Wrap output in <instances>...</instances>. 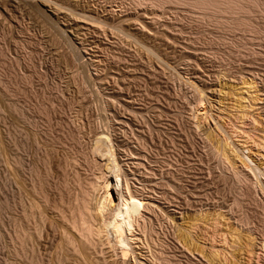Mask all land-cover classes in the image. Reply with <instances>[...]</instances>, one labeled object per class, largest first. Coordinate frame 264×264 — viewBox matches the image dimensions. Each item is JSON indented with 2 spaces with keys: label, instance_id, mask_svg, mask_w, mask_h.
<instances>
[{
  "label": "rangeland",
  "instance_id": "obj_1",
  "mask_svg": "<svg viewBox=\"0 0 264 264\" xmlns=\"http://www.w3.org/2000/svg\"><path fill=\"white\" fill-rule=\"evenodd\" d=\"M173 1L156 10L136 0H0V264L124 263L103 228L94 249L69 246L81 192L96 182L94 205L104 178L115 183L94 152L100 136L120 167L115 203L127 183L149 205L127 264H264V0H241L249 13L237 14ZM221 140L251 152L243 171L235 162L241 176ZM39 182L43 221H26ZM17 236L31 237L20 247ZM211 244L225 263L209 256Z\"/></svg>",
  "mask_w": 264,
  "mask_h": 264
},
{
  "label": "bare ground",
  "instance_id": "obj_2",
  "mask_svg": "<svg viewBox=\"0 0 264 264\" xmlns=\"http://www.w3.org/2000/svg\"><path fill=\"white\" fill-rule=\"evenodd\" d=\"M136 1H138L139 2V5L141 4V3H145V4H147V5H149V6H151V7H153V8H156V10L157 9H160V7H162L163 5H167V4H169V3H171L173 0H136ZM187 1V0H186ZM137 2V3H138ZM174 2V1H173ZM179 2V1H178ZM178 2H176L177 4H178ZM188 2H192V6L193 7H195V8H197V9H200V10H204L205 12H207V11H210L211 12V14H212V12H218V14H220L222 11H230V12H232V11H236L235 13L237 14V12L238 13H240L241 11H244L245 10V8L247 9L248 7H246L247 5H245L243 2H245V1H241V0H189ZM180 3H182L181 1H180ZM246 3H248V2H246ZM258 3V2H257ZM183 4V3H182ZM191 4V3H190ZM142 5V4H141ZM245 6V7H244ZM257 6H259L258 4H257ZM256 6V7H257ZM261 6H262V4H261ZM192 7V8H193ZM194 9V8H193ZM252 9V8H251ZM200 10H198V11H200ZM250 10V9H249ZM246 11V10H245ZM244 11V13H246ZM201 12H203V11H201ZM220 12V13H219ZM233 12V13H234ZM222 13H224V12H222ZM228 13V12H227ZM234 13V15H236ZM247 13H249V12H247ZM93 14H94V12H93ZM87 15V16H85V13H84V15H83V17H88V19H92V20H98L99 19V15L97 14V13H95V15ZM208 14V13H207ZM217 14V13H216ZM247 19H244V20H242V21H240L239 19H238V23H234L235 25V27L238 29V27L240 26H245L246 28L248 27V29H250L249 27H251V25L252 24H249V22H247L246 21ZM218 23V22H217ZM216 23V24H217ZM221 23V22H220ZM233 23V22H232ZM224 24V23H223ZM229 24V23H228ZM220 25V24H219ZM218 25V26H219ZM227 25V24H226ZM222 26V25H221ZM231 26V25H230ZM223 27V26H222ZM224 27H225V25H224ZM246 28H244L243 27V29H246ZM232 29V28H231ZM230 29V30H231ZM248 29H246V30H248ZM252 29V28H251ZM253 29H255V28H253ZM225 30H227V29H225ZM121 32H122V30H120ZM125 31V30H124ZM228 31V30H227ZM253 32H254V30H253ZM126 34V33H125ZM133 37V36H132ZM137 38V37H136ZM138 41V40H137ZM157 55V54H156ZM192 83V85H193V83L194 82H191ZM195 85H197L196 83H194ZM195 85H193V86H195ZM198 86V85H197ZM196 86V87H197ZM244 86H246L245 88H247V92L248 93H250V95L251 96H255V93H256V91H253L252 89H254V83L252 82V81H249V82H244ZM212 94V93H211ZM239 95L237 96V98H238V101H237V103H239L238 105H241L242 106V108L244 109H246L247 110V112H248V110L250 109L251 111H252V106H251V108H250V103H251V101L248 99V100H246L244 97H243V93L241 94V93H238ZM221 95V94H220ZM213 96V95H212ZM215 96V95H214ZM220 97V96H219ZM218 97V98H219ZM222 97V96H221ZM220 97V98H221ZM213 98V97H212ZM214 98H216V97H214ZM219 98V99H220ZM225 98V97H224ZM219 99L218 100H216L217 102L219 101ZM236 99V98H235ZM234 99V100H235ZM254 99V98H253ZM253 99H251V100H253ZM214 100V99H213ZM233 100V99H232ZM255 100V99H254ZM256 101V100H255ZM219 103H220V101H219ZM218 105V104H217ZM236 105V104H235ZM235 107V106H234ZM221 109V108H220ZM237 109H241V108H238L237 107ZM242 110V109H241ZM240 110V111H241ZM249 110V111H250ZM243 111H245V110H243ZM242 111V112H243ZM245 113V112H244ZM264 133V132H263ZM261 139V141L262 142H260L259 144L257 143V146H256V144H255V146H256V148H258V151H257V156H259V157H261V158H264V140H262V139H264V136H263V138H260ZM223 141L221 140V149H222V155H223V157L222 158H224V161L225 160H227V161H230V162H232L233 163V165H234V167H236V166H238V164L236 165L235 164V162H240V165L238 166V168L240 167V169L242 168V171L244 170V167H248L247 166V162L245 161L246 159H248V162H251L250 161V156H249V154L251 153H247L248 155H245V154H243L242 152H237L236 150H234V149H231L229 146L227 147V145L224 143H222ZM21 145H23L24 144V142H21L20 143ZM96 146H95V151L94 152H97V154H99V157L101 156L102 158H104L105 160H106V169L108 170V173H110V176H111V174L112 175H114V178H115V183H114V185H113V182H111V180L109 179V178H104V181H103V183L101 184L102 185V187H101V190H102V193H101V195H100V198L97 200V202H96V204H94V205H92V200H91V198H90V194H91V192H93L92 190H94V185H95V183L96 182H91L90 183V185H88L89 187H87V188H85L84 190H83V192H81L82 193V195H81V199H79L80 201H79V208H78V215L76 216L77 218L75 219H73L74 221H72L70 224H71V226H72V230L74 229L75 230V232H76V234H77V236L75 237V238H71V240L69 239V246H71V245H73L72 247H76V246H78V247H76V248H79V244H81V248L80 249H83V251L84 250H88V249H94L95 247H96V244H98L97 242H98V240L100 239V238H102L101 236H100V238H99V235H101V233L103 234V232L102 231H107V234L110 236V238H111V236L113 235L115 238H116V241H117V244H119L118 246H120V251H121V256H122V261H124V263H122V264H127V260H129V254H130V251H132L131 249V247H132V242L134 241V231H135V229H136V224H137V218H140V216L144 213L143 211H146V209H147V207L149 206L148 205V202L146 203L145 201H144V199L142 198V197H140L139 195H137V194H135V193H133L131 190H130V188H129V186H128V184L126 183V186H125V188H123L122 187V189H120V191H118L117 189H115V193L116 194H120V196H121V200H120V202L119 203H115V197H114V194H113V187H121L122 186V180L120 179V175H119V172H120V167L118 166V164L116 163V159H115V153H114V150L112 149V144H111V139L109 138V137H107V136H100V137H98L97 138V142H96V144H95ZM19 164L20 165H22V161H20L19 162ZM242 165L244 166V167H242ZM258 168V167H257ZM237 167L235 168V170H234V173L236 174V176L238 177L239 175L241 176V173H242V171H241V173H240V170L239 169H237ZM250 170H254V168L253 169H251L250 168ZM257 170V172L258 171H260L261 169H256V167H255V171ZM253 172V171H252ZM46 173L48 174V170L46 169ZM234 174V175H235ZM259 174H263V176H264V173H262V171L259 173ZM247 175V174H246ZM236 177V178H237ZM244 177V175H242V177L241 178H243ZM245 178V177H244ZM243 178V179H244ZM240 181L242 182V180L240 179ZM245 181V180H244ZM36 184H38V185H36L35 187H37V195L39 196V201H37L35 204L33 203L32 204V206H30V208L29 209H27V210H25V211H23V216H24V219L27 221V220H29V219H31L33 216L35 217L36 215H38L39 214V217L41 218L42 217V212H44V210L43 209H41V208H43V207H45V205H44V203L46 204V202H47V200H46V197H44L43 196V193L40 191V189H39V186L41 185V183L39 182V183H36ZM39 190V191H38ZM263 192H264V189H263ZM249 194V193H248ZM37 200V199H36ZM46 201V202H45ZM43 204V205H42ZM41 206H43V207H41ZM48 206V205H47ZM40 209H41V211H40ZM24 210V209H23ZM40 211V213H38ZM201 211V210H200ZM42 214V215H41ZM205 214H207V213H205ZM217 215V214H216ZM219 215V214H218ZM143 216V215H142ZM223 216V215H222ZM222 216H220V217H222ZM33 217V218H34ZM38 217V216H37ZM177 217V216H176ZM184 217V216H183ZM198 217V216H197ZM206 216L204 215V218H205ZM226 217V216H225ZM43 218V217H42ZM41 218V220L43 221V219ZM186 218V217H185ZM190 218V217H189ZM194 218V217H193ZM203 218V219H204ZM219 217H217V219H218ZM227 218V217H226ZM35 219H36V217H35ZM180 219H182V216H181V218ZM202 219V218H201ZM210 219V218H209ZM222 219V218H221ZM34 220V219H33ZM39 220L40 219H38V222H39ZM41 220H40V224H41ZM178 220V219H177ZM191 220H192V218H191ZM196 220V219H195ZM216 220V219H215ZM30 221V220H29ZM174 221V220H173ZM179 221V220H178ZM199 222H200V220H198ZM198 221H196L197 223H198ZM204 221V220H203ZM206 221V220H205ZM218 221V220H217ZM221 221V220H220ZM226 221V220H225ZM70 222V221H69ZM183 222V221H182ZM176 223V222H175ZM190 223V222H189ZM194 223V222H193ZM212 223H213V221H212ZM215 223H217V226L219 227L220 225H218V222H215ZM221 223H223V220H222V222ZM179 224L180 223H178V226H179ZM207 224V223H206ZM220 224V223H219ZM228 224V223H227ZM205 225V224H204ZM212 225H214V224H212ZM216 225V224H215ZM222 225V224H221ZM233 225V224H232ZM70 226V227H71ZM138 226V225H137ZM180 226H181V224H180ZM180 226H179V228H180ZM187 226V225H186ZM190 227L192 226V225H189ZM195 226V225H194ZM193 226V227H194ZM208 226H210V225H208ZM207 226V227H208ZM226 226V225H225ZM230 227H231V225H229ZM177 227V226H176ZM189 227V228H190ZM192 227V228H193ZM202 227V226H201ZM218 227H216V228H218ZM220 227H222V226H220ZM104 230H103V229ZM199 228V227H198ZM213 229H214V227H212ZM215 228V229H216ZM214 229V230H215ZM226 229V228H225ZM228 229V228H227ZM230 229V228H229ZM188 230V229H187ZM186 230V231H187ZM192 230V229H191ZM207 230V229H206ZM205 230V231H206ZM209 230V229H208ZM223 230V229H222ZM234 230V229H233ZM30 231V230H29ZM185 231V232H186ZM200 231V230H199ZM202 231V230H201ZM200 231V232H201ZM216 231V230H215ZM219 231V230H218ZM225 231V230H224ZM229 231H231V229L229 230ZM235 231H237V230H235ZM235 231H233V233H235ZM23 232V231H22ZM26 232V231H25ZM24 232V233H25ZM101 232V233H100ZM178 232V231H177ZM188 232H189V230H188ZM192 232V231H191ZM191 232H189L190 234H192ZM227 232V231H226ZM29 233V232H28ZM35 233H36V231H35ZM183 233V232H182ZM187 233V232H186ZM188 233V234H189ZM208 233V232H207ZM216 233H218V232H216ZM232 233V234H233ZM237 233H241V232H237ZM23 234V233H22ZM26 234V233H25ZM106 234V233H105ZM181 234V233H180ZM189 234V235H190ZM21 235V234H20ZM19 235V236H20ZM107 235V236H108ZM196 235V234H195ZM201 235V234H200ZM218 235V234H217ZM226 235V234H225ZM234 235V234H233ZM238 235V237L241 235V234H237ZM22 236H24V234L22 235ZM21 236V237H22ZM33 236V235H32ZM182 236V235H181ZM188 236V235H187ZM186 234H185V239H186ZM191 236H194V235H191ZM209 236V235H208ZM214 236L216 237V235L214 234ZM220 236V235H219ZM218 236V237H219ZM223 236V235H222ZM227 236V235H226ZM234 236H236V235H234ZM233 236V237H234ZM242 236L243 235H241L240 237L242 238ZM21 237H18L17 236V241H18V245L17 246H19L20 245V247H22L23 245H24V242L26 241V239L28 240V238L29 237H31V236H27L28 238H26V236H25V238H21ZM106 237V236H105ZM179 237H180V235H179ZM194 237H198V236H194ZM230 237V236H229ZM232 237V238H233ZM99 238V239H98ZM189 238V237H188ZM188 238L186 239V240H188ZM200 238H201V236H200ZM199 238V239H200ZM25 239V240H24ZM74 239V240H73ZM181 239V238H180ZM191 239H194V240H191ZM190 240L191 241H195V243L196 242H198V241H196L195 240V238H191ZM225 239V238H224ZM249 239V238H248ZM247 239V240H248ZM77 240H78V242H80V243H78L77 242ZM136 240V239H135ZM189 240V241H190ZM214 240V239H213ZM212 240V241H213ZM215 240H217V239H215ZM236 240H239V238L238 239H236ZM243 240V239H242ZM241 240V241H242ZM247 240H245V241H247ZM75 241V242H74ZM162 241V240H161ZM189 241H188V245H193V244H189ZM203 241V240H202ZM225 241V240H224ZM232 241V240H231ZM248 241H250V239L248 240ZM67 242H68V240H67ZM78 243L77 245L75 244V243ZM151 242V241H150ZM154 242V241H153ZM163 242H164V240H163ZM244 242V241H243ZM252 242V241H251ZM116 243V242H115ZM200 243V242H199ZM214 243V242H213ZM233 243H234V241H233ZM237 243V242H236ZM242 243V242H241ZM241 243H239V244H241ZM245 244H246V242H244ZM27 244V243H26ZM116 244V245H117ZM159 244V243H158ZM185 244H187V243H185ZM184 244V245H185ZM244 244V245H245ZM247 244H248V242H247ZM76 245V246H75ZM148 245V244H147ZM165 245V244H164ZM183 245V244H182ZM196 245V244H195ZM212 245V244H211ZM210 245V246H211ZM227 245V244H226ZM253 245V244H252ZM158 246V245H157ZM203 246V245H202ZM210 246H209V248H210ZM215 246H216V244H215ZM234 246V245H233ZM247 246H250L249 244L247 245ZM23 247H25V246H23ZM114 247H115V245H114ZM154 247V246H153ZM163 247H165V246H163ZM198 247V246H197ZM212 247V249L213 250H209V252H211V254H209V256L211 257L212 256V258L214 259V260H216V262L217 261H219V263H225L226 261L225 260H222V258L221 257H219L220 256V254L218 253L219 252V250H221V249H218V251H217V249H215V247L213 248V245L211 246ZM216 247H218V245L216 246ZM240 247V246H239ZM244 247V246H243ZM246 247V246H245ZM252 247V246H251ZM255 246L253 245V249H255L254 248ZM18 248V247H17ZM73 248V249H74ZM205 248V247H204ZM237 248V247H236ZM247 248V247H246ZM251 248V249H252ZM261 248H263L264 249V237H263V239H262V241H261ZM22 249V250H21ZM25 249H27V248H25ZM24 248H20V250L18 249V250H16V255H19L20 253L21 254H24L25 252H23V250L24 251H26ZM149 249V248H148ZM201 249V248H200ZM232 249V248H231ZM240 249V248H239ZM74 250H77V249H74ZM199 250V249H198ZM202 250V249H201ZM224 250V249H223ZM249 250V247H248V249H247V251ZM22 251V252H21ZM79 249L77 250V253H79ZM81 252L80 251V253L82 254V253H84V252ZM158 251V250H157ZM156 251V252H157ZM165 251V250H164ZM192 251V250H191ZM190 251V252H191ZM232 251V250H231ZM250 251H252V250H250ZM74 252V251H73ZM156 252H155V254H156ZM189 252V253H190ZM203 252V251H202ZM208 252V251H207ZM224 252V251H223ZM234 252V251H233ZM238 252V251H237ZM241 252V251H240ZM239 252V253H240ZM253 252V251H252ZM76 253V252H75ZM76 253V254H77ZM78 254L79 256H81L80 258H82V260H83V258H85V254H83L84 255V257H82L83 255H81V254ZM134 253V252H133ZM199 253V252H198ZM251 253V252H250ZM75 254V255H76ZM202 254V253H201ZM234 254V253H233ZM235 254H236V251H235ZM77 255V256H78ZM229 255V254H228ZM232 255V254H231ZM230 255V256H231ZM154 256V255H153ZM156 256V255H155ZM164 256V254L162 255V257H161V255H160V257L161 258H163L165 261H167L168 259L167 258H164L163 257ZM222 256V255H221ZM229 256V257H230ZM157 257V256H156ZM156 257H154V258H156ZM159 257V258H160ZM165 257H167L166 255H165ZM205 257V256H204ZM222 257H224V256H222ZM227 257V256H226ZM225 257V258H226ZM77 258H79V257H77ZM79 258V259H80ZM207 258V257H206ZM211 258V259H212ZM85 259H87V258H85ZM163 259H160V262H161V260H162V262L164 263V261H163ZM210 259V260H211ZM227 259V258H226ZM233 259V258H232ZM81 260V261H82ZM136 260V259H135ZM157 260H158V258H157ZM209 260V261H210ZM87 261V262H86ZM85 261V263L84 264H90V262L88 261V259ZM149 261V260H148ZM153 261H155V259L153 260ZM172 261H173V259H172ZM89 262V263H88ZM150 262H152V261H150ZM157 262V261H156ZM159 262V263H160ZM171 262V261H170ZM169 262V263H170ZM82 263V262H81ZM155 263V262H154ZM176 263V262H175ZM175 263H172V264H175ZM164 264H168V262L167 263H164ZM217 264V263H216ZM258 264V263H257Z\"/></svg>",
  "mask_w": 264,
  "mask_h": 264
}]
</instances>
